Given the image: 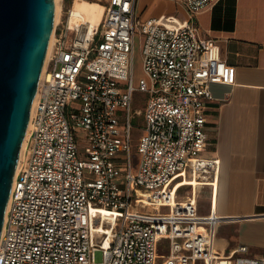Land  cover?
Wrapping results in <instances>:
<instances>
[{
  "label": "built area",
  "instance_id": "built-area-1",
  "mask_svg": "<svg viewBox=\"0 0 264 264\" xmlns=\"http://www.w3.org/2000/svg\"><path fill=\"white\" fill-rule=\"evenodd\" d=\"M176 1L187 19L142 17L138 0H107L93 26L57 22L5 210L0 264H216L221 217L198 213L194 184L183 198L189 183L177 185L202 174L216 185L220 159L202 155L206 108L212 84L231 81V66L196 23L201 9L220 0ZM135 90L148 94L145 109L134 106ZM142 115L135 168L132 121ZM234 251L241 253L234 264H264L246 255L245 243Z\"/></svg>",
  "mask_w": 264,
  "mask_h": 264
},
{
  "label": "crops",
  "instance_id": "crops-1",
  "mask_svg": "<svg viewBox=\"0 0 264 264\" xmlns=\"http://www.w3.org/2000/svg\"><path fill=\"white\" fill-rule=\"evenodd\" d=\"M137 10L142 17L188 18L176 0H138ZM196 23L203 36L218 40L231 81L212 84L214 98L206 108L208 140L202 155L220 159L216 185L209 184L211 174H202L201 180L186 177L177 186L196 179L198 199L202 188H209L203 211L198 200V213L221 217L216 264H234L240 243L248 245L246 255L264 257V0H220L201 9Z\"/></svg>",
  "mask_w": 264,
  "mask_h": 264
},
{
  "label": "water",
  "instance_id": "water-1",
  "mask_svg": "<svg viewBox=\"0 0 264 264\" xmlns=\"http://www.w3.org/2000/svg\"><path fill=\"white\" fill-rule=\"evenodd\" d=\"M55 17V0H0V235Z\"/></svg>",
  "mask_w": 264,
  "mask_h": 264
},
{
  "label": "rangeland",
  "instance_id": "rangeland-1",
  "mask_svg": "<svg viewBox=\"0 0 264 264\" xmlns=\"http://www.w3.org/2000/svg\"><path fill=\"white\" fill-rule=\"evenodd\" d=\"M98 1H100L102 4H105L107 0H98ZM59 2L61 5V10H60L58 21L60 20V18H62L64 22H66L67 20L72 22V19H75V16H74L75 11L73 9L75 0H59ZM69 11H70V15H69ZM141 45H142V41L140 40L139 37H136L135 54H134V70H135L134 72H135L136 82L138 81L139 77L143 75V68H142L143 57H142ZM147 97H148V94L145 91L135 90L133 93L134 106L145 109ZM132 123L134 124V127H133V140H132V147H131V155H132L133 165L135 168H137L139 159H140V153L138 151V139H139V136L143 133V127H144L143 115L135 116L133 118ZM80 141L82 143L84 139L80 138ZM120 163H122V161H120ZM194 180H195L194 184H196V179ZM191 189H192V184H189L183 187L180 190V194L182 198L185 195L189 194L191 192ZM208 190L209 188L204 187L202 188V191L200 192L199 199H198L200 211H203L202 208L204 206V199L207 198L208 196ZM145 199L148 200L149 202L153 201V198H145ZM102 238H103V232H98L96 234V239L100 241ZM163 248L164 246H162V249ZM102 258H103V251L101 249L96 250L95 260L101 261Z\"/></svg>",
  "mask_w": 264,
  "mask_h": 264
},
{
  "label": "bare ground",
  "instance_id": "bare-ground-1",
  "mask_svg": "<svg viewBox=\"0 0 264 264\" xmlns=\"http://www.w3.org/2000/svg\"><path fill=\"white\" fill-rule=\"evenodd\" d=\"M55 2H56V17H55L54 27L57 24L59 14H60V10H61V5H60L59 0H55ZM104 8H105L104 4H102L98 0H75L74 6H73V9L75 11L74 12L75 19H72V22L69 21V23L71 26H76V25L81 24V23L87 24L88 22H90L91 26H93L101 20ZM54 27L52 30V34H51V38H50V42H49V46H48V51H47V55H46V60H45L41 74L44 73L47 60L49 59L51 52H52V49H53V46H54V42H55ZM36 100H37V95L35 96L33 104H32V112L34 110ZM30 127H31V125L29 123L28 129L26 131V135H25V138H24V141L22 144V148L20 151V157L18 160V165L22 162V160L26 156L28 137L30 134Z\"/></svg>",
  "mask_w": 264,
  "mask_h": 264
}]
</instances>
